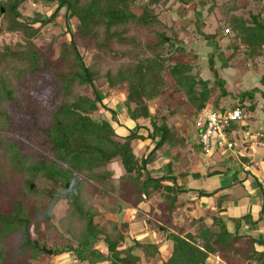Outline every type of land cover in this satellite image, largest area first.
Instances as JSON below:
<instances>
[{"label":"trees","instance_id":"1","mask_svg":"<svg viewBox=\"0 0 264 264\" xmlns=\"http://www.w3.org/2000/svg\"><path fill=\"white\" fill-rule=\"evenodd\" d=\"M50 1H53L56 6L43 22L55 20L60 14V9L63 8L64 24L70 35L69 40L59 43L57 52L55 48H52V43L48 46L45 44L43 47H37L30 39L27 42L4 43L0 47V145L7 157L10 172L14 175H25L22 190L24 195L25 192L27 194L38 193L40 184L49 179L52 184H61L63 191L60 193L70 200L71 209L67 215L69 222L66 232L71 234L72 238L77 239L76 245L67 242L59 249L53 248L52 254L70 253L78 262L85 264H147L145 258L154 257L157 254L158 245L156 243H141L134 237H130L126 220L119 221L107 217L104 225H98L96 219L104 212L91 205L85 206L82 201L78 200L75 188L69 185L70 176L83 167L84 156L94 152L104 153V157L105 151L99 145L108 144L113 148L108 159L118 158L123 168V173L118 177L116 203L121 200L125 206L137 208L153 192L160 191L159 205L164 206L162 209L165 211L164 215H157L158 221L154 224L151 219L147 221L151 227L165 231L167 238L173 241L171 254L162 261V264H208L206 259L210 254L218 255L222 260L220 264H264V240L230 231L227 223L218 214L209 216V213H203L192 217L188 224L189 227L196 226L195 231L188 230L184 224L178 225L174 222L175 208L178 209L184 204L179 201V193L186 192V189L177 188L170 175L152 177L151 169L148 168L149 164L155 160L156 150L160 146L165 143L170 147L176 146L177 137L174 127L169 125L166 117L162 115L151 116L148 107L149 101L159 97L165 90V72L176 78L174 81L177 84L180 81H190L188 85L184 84L186 88H189L190 100L198 108L203 106L210 95V90L206 86L207 82L191 74L192 67L187 61V52L181 45L176 44L175 33L171 31L173 25H168L161 20L159 12L156 11L155 6L159 3L165 6L169 0H144L138 14L132 10L137 0H98L102 2L99 5L101 8L96 7L97 11L93 12V15L98 12L93 22L88 20L90 10L83 11L82 16L80 15L81 0ZM201 2L209 4L207 15L218 7L221 18L232 21L237 31L233 37L245 45L248 49L247 55H264L262 9L255 13L249 11L245 16L243 13H237L240 9H245L239 4V0H222L219 5L216 0H201ZM14 7L13 5L9 9L13 17L11 20L7 16L5 5L1 4L0 17L3 21L0 23V32L4 29L15 31L24 21L16 18L19 14ZM27 22L32 25L37 22V18H32ZM71 25L74 26L73 30L70 28ZM83 26L91 31L89 34L91 45L84 43V48L88 47L86 50L89 52H93V49L103 50L102 53L107 56L119 57L121 55L120 51L115 48V45L120 43L115 39L119 40L121 35L129 32L131 28L133 31L137 30L140 37L144 35L148 38L142 42L140 37L133 34L131 36L132 47L129 48L132 51L130 54L129 51L126 53L127 56L130 55V59L121 60L115 65L111 64L103 68L100 61L104 57L101 54L97 61L96 56L92 54V61L87 64L80 53L79 37L76 32L80 31ZM225 27H229L231 32L234 29L229 25ZM225 27L223 26V29ZM123 55L120 56L121 59ZM95 62L98 64L95 65ZM52 66L56 68L52 69ZM196 78L204 85L203 91L199 88L196 90L195 87H199L196 84ZM260 84L264 87V72L260 76ZM121 85L127 88L128 117L136 121V129L128 130L125 135H118L109 121L93 115L103 108L111 113L113 119L115 118L116 112L107 106L100 88H106L105 92L109 94L110 89H117ZM50 87L54 92V105L50 108L52 117L50 126L53 130H48V138L51 142L49 152H58V158L62 159L63 163L53 162L51 164L46 155L35 158L31 154L21 153L19 143L17 141V144L15 143V139L21 137L19 131L24 127L22 121L25 114L37 112L35 102L28 101L24 104L19 101V96L21 93L29 95L32 89L46 91ZM86 88L91 89L92 96L81 92ZM74 89L77 93L73 92ZM253 91L249 93V98H253L255 92H261L264 97L263 90L256 88ZM62 92L69 97H75L59 105L55 93L59 95ZM38 97L41 96L38 95ZM12 106L15 109L13 115L9 110ZM139 118H150L153 130L146 136L137 132L140 126L137 121ZM8 129L13 134L14 140L4 137V131ZM156 131H160L161 135L155 146L148 154L137 156L133 151L132 141L154 139ZM91 133L90 139L97 144L96 146L82 150H77L72 146L73 136L75 138L84 137L87 134L90 136ZM113 172L112 169H106L101 173L103 177L96 180L99 183H107L106 177L111 176ZM169 180L171 183L167 182ZM33 184L34 188H31ZM57 196L59 194L54 195L49 190H45L42 197L37 200L43 202L45 208V213L42 212L43 216L49 215L47 211L55 204ZM110 197H112L111 194ZM150 210L153 212L152 209ZM113 211L116 212V210ZM140 211V209L136 211L138 218L143 215ZM207 218H211V223H207ZM164 220L165 223L161 224L160 222ZM29 223L30 216L19 199L14 200V210L11 213H0V264L7 262V256L4 253L6 246L2 240L17 228L21 229L25 237L21 244L24 248L27 247L29 263L17 257L16 264H31V261L43 254L39 251L38 243L35 245V241H29ZM101 242L105 250L98 247ZM259 246L262 248L258 249ZM9 264H14V262Z\"/></svg>","mask_w":264,"mask_h":264},{"label":"rangeland","instance_id":"2","mask_svg":"<svg viewBox=\"0 0 264 264\" xmlns=\"http://www.w3.org/2000/svg\"><path fill=\"white\" fill-rule=\"evenodd\" d=\"M188 1L191 2L192 6L194 7H196L198 5L197 3L199 2L198 0H187L185 2H188ZM218 1H221V0H218ZM243 1H246V0H243ZM144 2H145L144 0H137L132 10L136 14H138L141 11V7L144 4ZM180 2L181 4H183V0H169L165 4V6L161 5L160 3L157 6H155L156 11L159 12L160 15L164 13L169 14V12H172L174 10H177V12L179 13L180 15L179 19L176 20V22H173L174 26H172L171 28V31L175 33L174 39L178 40V42H181L182 38H184L185 36L193 37V35H195L196 30H197L196 23L195 22L186 23V18H185L186 15L189 14V12L194 13L195 11H192V10L189 11L188 9L184 8V6L181 7L179 5ZM80 3H81L80 15L82 16L83 11L90 10V14H89L90 19L88 20L90 22H93V19H96L98 15V12H96L93 15V12L97 11L96 7L101 8V6L99 5L102 2L98 0H81ZM1 4L5 5L6 10H7L6 13H7V16H9V19L12 20L13 18L9 9L14 5L16 12L19 14V16L16 18L24 20V21H22V24L20 25V27H18V29L15 31H9L7 29H4L2 32H0V47L4 43L27 42L28 39H30L34 41L37 47H43L45 44L46 46H48L49 43H52V48H55V52H57L59 49L58 47L59 43L65 40H69L70 38V35L68 34L69 30H67L64 24V20H63V8L60 9V14L57 16L55 20L51 22H43L50 16L51 12L56 6V4L53 1H50V0H0V7H1ZM167 6L169 8H167ZM174 6L175 7L177 6V8L174 9L173 8ZM243 8L246 9V7H243ZM244 10H243V15H247V11H244ZM239 12L242 13V11H239ZM35 17L37 18V22L33 23L32 25L27 22ZM209 20L211 22V25H210L211 27H208L207 25H202L200 27L203 32H213L216 34L220 28L222 29L223 26L225 27L228 25L232 27V29L234 28V25L231 20L216 19L214 15H210ZM2 21L3 19L2 17H0V23ZM187 26H189L190 28L189 27L186 28ZM70 28L71 30H73L74 26L71 25ZM90 32H91L90 29L87 30L85 26H83L80 29V31L76 32L77 37H79L78 41L80 44L79 46L80 53L87 64L92 61L91 60L92 54L96 56L95 58L96 61L99 59L98 56L101 54L104 57L103 60L100 61L101 62L100 64L101 66H103V68L107 66H111V64L115 65L121 60H125V61L129 60L130 55L127 56L128 54L126 53H128L129 51V54H130L132 51V50H129V48L132 47L131 36L133 34H135L134 36H137V37L141 36L137 30L134 29L133 31V29L131 28L129 32H124L121 35L119 40L115 39V41L122 44V45L120 44L115 45V48L121 53V55H119L118 57V56H113V55L107 56L104 53H102L103 50L99 51V50L93 49V52L87 51L86 48L88 47L85 46L86 48H84V43L91 45V41H90L91 36L89 35ZM235 32L237 34V31H235V28H234L232 32L229 34L234 35ZM146 38L148 37L144 35L140 37L141 41L142 40L145 41ZM234 48L241 51L242 52L241 54H246V51L243 50L244 48L243 46L240 45V42L237 41L234 45ZM247 52H248V49H247ZM122 55H123V58L121 59L120 56ZM190 56L187 57V61L189 60ZM254 57L255 59L256 58L262 59V57L264 56L254 55ZM260 59L259 60L256 59V63L254 65L259 68V71L262 74L264 72V58H263V61H261ZM97 64L98 63L95 62V65ZM55 68H56L55 66H52V69H55ZM191 72H192L191 73L192 75L195 74L194 71H191ZM168 75L171 78V81L173 80L172 83L174 84L175 89H176L175 93H179V95L180 94L183 95V97H185L186 102L189 101L191 99L190 95L188 94L189 88H186L185 84L188 85V82L190 81L189 80L188 82L180 81L179 84H177V82L175 83L174 81L176 78H174L170 74ZM214 78L217 81V84L219 83L218 84L219 87L223 91L226 90L225 84H223L225 83L224 81L225 79L222 78L221 76L219 77L215 76ZM196 79H197L196 84L199 85V90L203 91L204 85L199 81L198 78ZM52 85H55V84L52 83ZM261 87H262L261 90H263L264 92V87L262 85ZM118 89L119 90L125 89V86L121 85L117 87V90ZM237 89H240L239 91H246V90H243L242 87L237 88ZM52 90L53 88L50 87L46 91L32 89L31 91H29V95H26L25 93H23L24 94L23 95L21 93V95L19 96L20 97L19 101L24 104H27L28 101L35 102L37 105L36 106L37 112H34V113L29 112L28 114H25L26 116L24 117V120L22 121L24 127L19 131L21 133V137L20 139L19 138L15 139V143L16 144L17 142L19 143V148L21 149V153H27L29 155L31 154L35 156V158H37L38 156L46 155V157L48 158V162L51 164L53 162L63 163V160L58 158L59 157L58 152L56 151H53V153L49 152L51 148V142L49 141L48 136H49V131L53 130V128H51L52 126H50V124L52 123L50 108L51 106L54 105V95H53L54 92ZM105 90L106 88L105 89L100 88V92L102 96L104 97V99L106 98L105 100L107 101L112 100L111 102L113 104L115 103V105L117 106L121 105L119 102L118 103L116 102V101H119L118 98L111 97L112 94H117L119 91L117 92L114 89L113 90L110 89L109 94L107 95ZM73 92L77 93V90L74 89ZM81 92L89 96H92V92L90 88H86L82 90ZM230 92L232 94H234V92L237 93V91H234V88L232 87H230ZM253 92L254 91L251 90L250 92L248 91L247 94L253 93ZM56 94L57 93H55V97L59 105H63L66 102V100L71 101L75 97V96L69 97L68 95H66V93H63V92L59 95H56ZM38 95H40L41 97H38ZM262 97L263 96L260 92V99H262ZM234 104L235 103L226 102L225 104L221 106H214V107L210 106L209 108L212 110H224V109L232 108ZM237 105L242 106L241 108H243V120L241 122H237L234 124V130L236 131V133L243 134V131L241 130L242 125L248 126L251 133L255 132L258 129H261L259 119L257 117L258 115L254 113L255 109L253 110L251 106L247 105L246 103H242V104L237 103ZM9 110H10V114L12 115L15 114L13 112L15 111L14 106L10 107ZM99 110L100 111H96L93 115L95 117H103V119L106 120L108 112H106L103 108H100ZM186 112H188V109H186ZM195 116H196L195 113L187 114L186 120L184 121V123H182L184 127H186V125L187 126L191 125ZM173 127L175 129V126ZM186 134L190 136L189 128L186 130ZM3 135L5 138L8 137V139L14 140V136L9 129L4 131ZM91 136H92V133L90 136L89 134H87V135H84V137L77 136L75 138V136H73L72 146L77 150H82L90 146H96L97 144L94 143L90 139ZM177 139L178 140L176 141L178 142L183 141L181 140V137ZM194 140L196 142V144L194 145L196 146L195 149L197 151L192 152V153L195 155L196 159L198 158L199 165L203 167L205 166L208 168L210 166V162H216V161L218 163L224 161V162L231 163V165H233L234 162L240 159L236 155L237 152H234L232 150H227V149H218L216 148L215 145L211 146L210 151L205 152L197 144L196 134L194 135ZM176 144L178 145L177 142ZM192 145L193 144H189V146H192ZM99 146H101L103 151H105L104 157H103L104 153L97 154L94 152H91L89 155L84 156L85 160L83 161V167H81L79 171L74 172L70 176L68 182L70 186L75 188V191H76L75 193H77L78 200L82 201L85 206L91 205L93 207H97V209L104 212L102 214V216L104 217L103 219H101L103 222L105 221V217L112 218V219H116L117 217L119 221H122L123 219L126 218L127 212L125 213L124 211L120 210L122 208L121 204H123L124 202L120 200V201H117L116 203L115 195L117 194L118 187H119L118 177L121 173H123V168L120 165V160L118 158L115 159L116 158L115 157L111 160L108 159V155H110L109 153H112L113 151V148L111 145L106 144V145H99ZM261 153L262 152L257 153L256 160L263 159L262 158L263 156L261 155ZM181 155H182V152L179 150V153L177 154L176 158L178 159L179 156ZM187 157L190 158L189 156ZM107 161L109 162L106 163ZM7 164H8L7 157L3 153V150H1V145H0V199L3 198L2 200H0V213H3V212H5L6 214L11 213V211L14 210V200L19 199L22 201L23 208L26 210V212L30 216V223L28 225L30 242L35 241L36 243H38V246H41L42 244H44L47 248H50L52 250L53 248H57V249L61 248L63 244L67 242L70 243L71 245H76L77 239L72 238L71 234H67L66 232V226H67V223L69 222L67 215L69 213V210L71 209V203L67 197L63 196L60 193L61 191H63L61 184H52L50 183L51 180L47 179L40 184V188H39L40 191L38 193L27 194L25 192V195H24V192L22 190L24 187L23 180H24L25 175L24 174L23 175L12 174ZM210 167H211L210 171H212V168H214V165ZM226 167L227 166L224 164H218L217 166V168L221 171H224V170L226 171L227 170ZM60 169H62L63 171V168L60 167ZM106 169H112L114 170V172L111 176L106 177L105 181H107V183H99L98 180L96 179H98L99 177H103L101 173L104 172ZM174 172H175L174 173L175 175L171 176V180L174 179V182L177 188L185 190L186 187L183 184H181V182L178 181V177H177L178 173H177L176 167H175ZM171 180L167 182L171 183ZM31 188H34V184L32 185ZM45 190H49L54 195L59 194V196H57L58 199L55 202V204L48 209L47 213H49V215L43 216L42 212L44 211L45 213L43 202L42 200H40L39 202L37 200H39L42 197V194H44ZM183 193L184 192L179 193L180 194L179 201L185 202L182 196ZM110 194L112 195V197H110ZM154 194H156L157 197L152 203L150 202L151 206L153 207L151 208L153 212L149 210L147 213L148 216H145L146 218L151 219L152 224H154L155 221H158L157 215L162 216L164 215V212H165L164 210H162L164 206L159 205L161 198L158 195L160 194V191H155L153 192V195ZM108 197H110V200H108ZM186 202L189 203L188 200ZM184 209H183V206L178 207V209L175 208V212L173 213H174L175 219L178 220L177 222L179 225L184 224L187 226V229H190L189 224H188L189 219L186 216H184L185 212L182 211ZM113 210H116V213H114ZM101 220L100 218H99V221L96 219V223L98 224ZM160 223L164 224L165 220L161 221ZM158 230L159 228H156L155 232H157ZM24 239L25 237H23L21 229L17 228L13 230L7 238L5 237L2 240V243H4L6 246L5 252H4L5 256H7L6 264H9L10 262H14V264H16L18 258H21L22 260H25L27 263H29V261H27L28 260L27 257L29 255L27 251V247L24 248L21 244L24 241ZM98 247L105 249L102 242L98 245ZM147 258L149 259L151 257H147ZM147 258L146 260H148ZM74 259L75 258L73 254L64 256L63 253L59 255L43 253L42 255L39 256L38 259H34L33 261H31V264H46V263L73 264ZM151 263L153 262H150L149 264ZM209 264H213V263H211L210 261Z\"/></svg>","mask_w":264,"mask_h":264},{"label":"crops","instance_id":"3","mask_svg":"<svg viewBox=\"0 0 264 264\" xmlns=\"http://www.w3.org/2000/svg\"><path fill=\"white\" fill-rule=\"evenodd\" d=\"M185 1L187 0H183V4L180 2L179 5L181 7L184 6V8L189 11L192 10L196 12H189V14L186 15V23L195 22L197 30L193 37L185 36L182 38L181 42L176 40V44L181 45L185 49L188 54L187 57L191 55L188 60L192 67L191 71H194L198 78L207 82L206 86L210 90V95L200 108L194 105L191 100L186 102L183 95L175 93L176 89L172 83L173 80L171 81L168 73L165 72L166 88L159 97L149 101V112L151 116L162 115L166 117L167 123L171 126H175L174 130L176 132V137H181L183 141H176L178 145L176 144L174 147H170L166 143L160 146L156 150L155 160L149 164L148 168L151 169L152 177H161L165 175L174 176L176 167L178 181L186 187V192L182 194L185 202L181 206H183V209L185 207L186 210L184 209L182 211L185 212L184 215L189 220L203 213H209V216L218 214L227 223L230 231H237L240 234H247L255 239L262 238L264 240V98L262 97V99H260L259 92H255L253 98H249V94H247L248 91L250 92L256 88L262 89L260 84L261 72L259 68L254 65L256 59L259 60L260 58L255 59L254 56L247 55V49L240 41L238 42L243 46V50L246 51V54H241V51L235 49L234 45L237 40L229 33L224 34L223 27L222 29L220 28L216 34L213 32H203L201 30L200 27L202 25L211 27V22L209 20L210 15H214L216 19H222L218 7L215 8L214 12L207 15V7L209 4H203L201 0H198V5L194 7L191 2ZM216 1L217 5L222 2V0ZM239 4L246 7L245 10L240 9L239 11H242V13L243 10L247 11V15L249 11L255 13L262 9L261 18L264 21V0H239ZM173 8L175 9L177 6ZM159 16L161 20L168 25H173V22H176L180 15L177 10H174L169 12V14L164 13ZM188 27L189 26L186 28ZM263 58L264 57L260 60L263 61ZM215 76H221L225 79V83L223 84H225L226 90L223 91L219 87V83L217 84L214 78ZM230 87L234 88V91H237V93L234 92V94H232L230 92ZM240 87L246 91H239L240 89L237 88ZM195 88L197 90L199 87L197 86ZM113 89L119 92L117 94H112L111 97L118 98L119 101L116 102H119L121 105L117 106L115 103L113 104L111 102L112 100L107 101L105 98L104 100L107 106L116 112L114 119L111 113L108 112L106 120L110 122L118 135H125L128 130L136 129V121L130 119L126 111L127 88L125 87V89L120 90ZM226 102L235 103L234 106L237 105V103L251 105V108L253 110L255 109L254 113L258 115L257 117L261 129L253 132L252 137L255 138V140H253L252 144L248 142L246 146L241 147L239 153L236 154L240 159L234 162L233 165L224 161L219 163L217 161L210 162V166L214 165V168L210 171L211 167L209 165H207L209 166L208 168L199 165L198 158L196 159L195 155L192 153L197 151L194 145L196 144L194 140L196 131L193 122L189 126L186 125V127H184L182 123L186 120L187 114H196L197 111L202 108L210 109V106H221ZM186 109H188V112H186ZM137 121L140 124L137 129L139 134L146 136L153 130L150 118H139ZM188 128L190 136L186 134ZM246 129H249V127L246 126ZM255 133L262 134V136L259 138L255 137ZM160 135L161 132L156 131L154 133V139L146 138L143 140H133L131 144L135 154L137 156L148 154L155 146ZM189 144L193 145L189 146ZM179 150L182 152V155L177 159L176 156ZM258 152H262L261 155L263 159L256 160ZM218 164L226 165L227 170H219L217 168ZM156 197L157 195H153L152 193L144 202H141L137 208L125 206L123 203L121 204L123 208L120 209L125 213L127 212V214L129 212L123 220L128 221V233L130 237H134L141 243H156L158 245L157 254L154 257L147 258L148 260L145 258L147 264L150 262H153L151 264H162V261L170 256L173 246V241L167 238L165 231L159 229L155 232L156 227H151L147 221L148 218L145 217L148 216L147 213L152 207L150 202L152 203ZM187 200L189 203L186 202ZM139 209L143 212V215H140L138 218L136 217V211ZM103 217L104 216L101 215L97 220L99 221V218L101 220ZM173 220L178 223L175 216H173ZM206 221L208 224L211 223V218H207ZM104 222L101 220L98 224L102 226ZM189 228L188 230L193 231L194 229L195 231L196 226ZM257 248L261 249L262 247L259 246ZM69 254L70 253H63L64 256ZM210 261L213 264H220L222 262L220 257L214 254H210L206 259V263L209 264ZM73 264L85 263H80L74 259Z\"/></svg>","mask_w":264,"mask_h":264},{"label":"built area","instance_id":"4","mask_svg":"<svg viewBox=\"0 0 264 264\" xmlns=\"http://www.w3.org/2000/svg\"><path fill=\"white\" fill-rule=\"evenodd\" d=\"M231 31L229 27L223 29L224 34ZM243 120V111L239 106L224 110H212L202 108L197 111L193 120V126L197 135V144L205 152L210 151L212 145L218 149H227L239 153L240 147L246 146L248 142L253 143V133L241 126L243 134H237L233 125ZM262 134L255 133V137ZM237 150V151H236Z\"/></svg>","mask_w":264,"mask_h":264},{"label":"water","instance_id":"5","mask_svg":"<svg viewBox=\"0 0 264 264\" xmlns=\"http://www.w3.org/2000/svg\"><path fill=\"white\" fill-rule=\"evenodd\" d=\"M1 10L3 11V9L1 8ZM32 187V185H31ZM34 244L36 245V242H34ZM39 251H41L42 253H46V254H52L53 250L50 248H47L44 244H42L41 246H38Z\"/></svg>","mask_w":264,"mask_h":264}]
</instances>
